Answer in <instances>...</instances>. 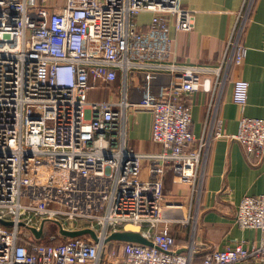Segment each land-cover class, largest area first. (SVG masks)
I'll return each instance as SVG.
<instances>
[{
  "label": "built area",
  "instance_id": "2783aa9c",
  "mask_svg": "<svg viewBox=\"0 0 264 264\" xmlns=\"http://www.w3.org/2000/svg\"><path fill=\"white\" fill-rule=\"evenodd\" d=\"M45 1L0 0V217L16 229L24 227L21 222L39 227L44 219H58L67 227L82 220L100 240L20 243L15 232L0 242V264H264V236L250 247L240 242L212 249L198 260V215L178 217L185 204L166 201L159 185L142 178L144 161L169 164L200 200L212 141L223 135L219 97L211 101L199 139L182 97L223 88L233 66L243 63L248 47L242 39L256 0H245L219 63L198 65L171 60L169 15L179 31L195 27L194 11L181 0H66L44 22ZM143 11L153 14L146 30L135 20ZM134 70L167 72L173 79L150 103L88 99L91 87L114 83L120 72L127 82ZM249 86L245 79L233 84V100L242 108ZM131 107L152 112V139L160 151L127 145ZM234 137L249 155L263 159L264 117L243 115ZM235 219L264 233V193L245 195ZM175 222L193 224L182 251L175 248ZM128 228L154 245L105 241Z\"/></svg>",
  "mask_w": 264,
  "mask_h": 264
},
{
  "label": "crops",
  "instance_id": "0c3cea01",
  "mask_svg": "<svg viewBox=\"0 0 264 264\" xmlns=\"http://www.w3.org/2000/svg\"><path fill=\"white\" fill-rule=\"evenodd\" d=\"M182 5L195 13V27L191 31H179L175 16L169 15L171 35L174 39L171 60L187 65L216 64L222 59L237 15L245 0H181ZM66 0H46L40 12L44 22ZM152 12L143 11L135 20L140 29L146 30ZM248 53L242 64L234 65L223 88L213 92L203 90L183 95L185 105L192 113V133L199 139L205 131L208 112L213 98L219 97L218 115L222 120L223 135L213 139L207 160L204 190L200 200L193 195L191 185L180 179L173 167L156 160L143 163L142 178L161 187L166 201L184 203L175 212L178 217L198 215V260L212 249H225L244 242L247 247L260 242L264 233L256 228H242L235 219L238 205L245 195L264 193V157L255 159L249 155L238 133L243 115L264 117V0H256L243 39ZM173 77L167 72L134 70L127 82L119 73L114 83L99 86L110 91L101 100L134 104L156 101ZM236 79L249 81V99L245 108L233 100V84ZM93 88V87H91ZM126 143L139 152H158L162 145L153 141V114L151 111L131 107L126 111ZM193 222V221H192ZM175 222L172 233L175 248L185 249L193 234V224ZM233 264H261L259 259H248Z\"/></svg>",
  "mask_w": 264,
  "mask_h": 264
},
{
  "label": "water",
  "instance_id": "95a60500",
  "mask_svg": "<svg viewBox=\"0 0 264 264\" xmlns=\"http://www.w3.org/2000/svg\"><path fill=\"white\" fill-rule=\"evenodd\" d=\"M48 223H55L58 226V237L66 240L74 237H81L89 235L96 241L100 240V236L97 231L92 227H82V228H67L58 219H44L40 226H28L26 223H19L20 226H24L26 231L24 232L25 238H33L35 240H44L46 237V226ZM0 224L5 226H14L15 222L12 220H5L0 217ZM54 238V237H53ZM129 241V242H139L142 244L153 246L154 242L146 237L142 231L134 228H128L122 231H114L109 236L105 238V241Z\"/></svg>",
  "mask_w": 264,
  "mask_h": 264
},
{
  "label": "rangeland",
  "instance_id": "374dc122",
  "mask_svg": "<svg viewBox=\"0 0 264 264\" xmlns=\"http://www.w3.org/2000/svg\"><path fill=\"white\" fill-rule=\"evenodd\" d=\"M110 89L111 87L107 88L108 91H110ZM107 90H105L102 87L90 88L88 91V99L89 100H101L104 94L107 92ZM182 218H185V217H182ZM66 226L69 228H82V227H89L90 225H88L86 221L81 220V221L67 222ZM17 229L14 226H5L3 224H0V242H9L12 239V237L15 235V232H17L18 234V242L25 243L29 241V240H25L24 232L26 231V228L19 227ZM46 233L47 234L44 240H41L45 243L58 244L64 241V239L58 237V226L55 223L47 224ZM84 237L89 238V239L91 238L89 235H85Z\"/></svg>",
  "mask_w": 264,
  "mask_h": 264
}]
</instances>
